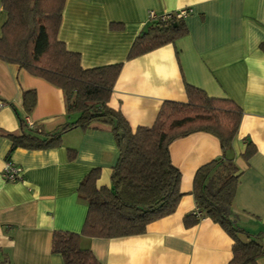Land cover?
<instances>
[{
    "label": "crops",
    "instance_id": "crops-1",
    "mask_svg": "<svg viewBox=\"0 0 264 264\" xmlns=\"http://www.w3.org/2000/svg\"><path fill=\"white\" fill-rule=\"evenodd\" d=\"M185 10L187 32L172 43L128 58L134 39L156 15ZM6 12L0 0V34ZM116 24V25H112ZM80 65L91 68L121 62L109 106L119 109L132 128L151 126L165 100L185 101V84L208 95L233 100L242 117L231 156L241 171L233 212L238 226L260 233L264 244V0H65L56 31ZM35 91L26 113L22 93ZM52 132L76 115L66 113L62 90L0 60V264H64L51 251L55 230L79 232L87 203L78 193L81 179L98 170L96 187L110 186L118 149L110 127L96 124L65 131L59 145L46 149L15 148L8 134L31 129ZM255 152L241 157L246 142ZM74 149L73 158L68 150ZM170 161L181 173L174 211L150 222L144 232L112 238L81 236L97 264H225L232 239L209 218L185 226L196 209L193 176L221 154L215 136L193 132L168 146ZM6 161L21 169L19 179L2 176ZM264 264V255L256 260Z\"/></svg>",
    "mask_w": 264,
    "mask_h": 264
},
{
    "label": "trees",
    "instance_id": "trees-1",
    "mask_svg": "<svg viewBox=\"0 0 264 264\" xmlns=\"http://www.w3.org/2000/svg\"><path fill=\"white\" fill-rule=\"evenodd\" d=\"M64 2L1 0L6 20L1 27L0 60L59 87L66 113L76 115L73 121L52 132L31 128L19 135L8 134L9 152L17 147L52 148L59 145L65 131L75 127L86 130L96 124L110 127L118 149L109 187H96L97 169L81 179L78 193L87 203L81 230L53 231L51 251L59 253L64 264H97L91 250L80 246L81 236L135 235L144 232L150 222L171 214L182 193L181 173L170 161L168 146L176 138L206 132L217 138L221 154L195 171L192 194L199 216L193 211L184 217V224L191 226L201 217L209 218L232 239V256L225 264H257L256 260L264 255L261 234L251 235L238 226L232 207L241 171L231 150L242 109L229 98L210 96L186 83L185 101H163L151 126L132 128L121 111L108 104L122 63L83 68L79 54L58 40L56 31ZM186 32L183 18L176 13L150 19L132 42L127 57L172 43ZM22 104L26 113L31 111L34 90L22 93ZM19 120L22 127L26 126L23 118ZM255 149L252 141L246 142L241 157L247 161ZM74 154V149L68 150L70 159Z\"/></svg>",
    "mask_w": 264,
    "mask_h": 264
},
{
    "label": "built area",
    "instance_id": "built-area-1",
    "mask_svg": "<svg viewBox=\"0 0 264 264\" xmlns=\"http://www.w3.org/2000/svg\"><path fill=\"white\" fill-rule=\"evenodd\" d=\"M185 13H186L185 10H180L176 12V15L179 17H183ZM165 15L167 14L156 15L153 11H149V19H153L159 16L163 17ZM24 122L25 124H27L29 128H33L32 123L28 120L27 117L24 118ZM2 176L4 177L5 180H9V181L19 179L21 177V169L19 166L12 164L10 161H6L2 169ZM194 212H196L197 215L199 216V211L197 210V208L194 210Z\"/></svg>",
    "mask_w": 264,
    "mask_h": 264
}]
</instances>
